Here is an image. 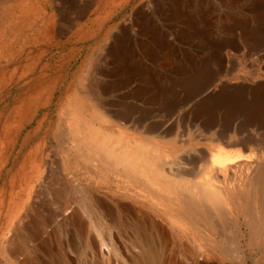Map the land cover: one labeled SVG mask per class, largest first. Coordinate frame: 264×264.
I'll return each mask as SVG.
<instances>
[{"label": "rangeland", "instance_id": "obj_1", "mask_svg": "<svg viewBox=\"0 0 264 264\" xmlns=\"http://www.w3.org/2000/svg\"><path fill=\"white\" fill-rule=\"evenodd\" d=\"M237 2L0 0V247L30 219L34 264L61 251L71 264H124L140 218L169 226L146 193L87 172L80 135L124 164L156 156L173 172L220 151L206 114L264 132V0ZM236 221L225 264H263L264 241L248 246Z\"/></svg>", "mask_w": 264, "mask_h": 264}, {"label": "bare ground", "instance_id": "obj_2", "mask_svg": "<svg viewBox=\"0 0 264 264\" xmlns=\"http://www.w3.org/2000/svg\"><path fill=\"white\" fill-rule=\"evenodd\" d=\"M224 2L234 6L237 0ZM233 22L241 23L238 19ZM30 26L31 21L27 20L25 27ZM253 36L246 39L251 50L256 48ZM227 115H221V123L211 120L214 115L203 116L206 117L202 121L204 131L209 134L215 131L218 139L214 141L221 143L215 151L218 148L220 151L200 161V166L191 170L167 171L164 166L168 162L156 156L152 165L141 166L143 157L124 164V159L114 157L104 146L85 144L83 135L78 137L74 156L76 159L84 157L83 165L88 173L102 178L108 186L112 181H118L126 188L133 187L146 193L157 206H162L166 218L171 220L167 223L169 226L162 229L154 221L150 222L147 216L140 218L139 223L132 226L128 239L129 248L136 253H130L125 259L126 264H225V261L235 259L232 253L239 248L236 219H240L247 228L248 246L260 239L264 241V139H256V135L264 134L263 126L256 120H245L231 128ZM215 126L218 127L216 130ZM234 137L238 139H232ZM138 148L144 149L143 146ZM234 214L236 219L228 221ZM34 218L32 223L35 225ZM28 222L31 223V220ZM29 223L22 225L20 232L16 230L12 239L2 244L0 264H34V248L27 242ZM123 226L129 228L131 225L125 223ZM34 233L38 234L37 231ZM118 253L115 250V255ZM52 254L49 255L50 261L43 264H71L66 252ZM176 257L183 258V262H175Z\"/></svg>", "mask_w": 264, "mask_h": 264}]
</instances>
